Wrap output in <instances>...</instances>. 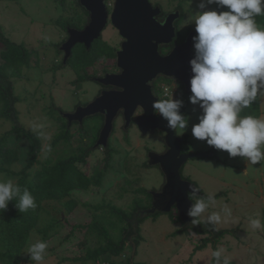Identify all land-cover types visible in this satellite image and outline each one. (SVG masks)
<instances>
[{"label": "rangeland", "instance_id": "rangeland-1", "mask_svg": "<svg viewBox=\"0 0 264 264\" xmlns=\"http://www.w3.org/2000/svg\"><path fill=\"white\" fill-rule=\"evenodd\" d=\"M75 13L62 11L60 4L55 0H0L1 32L10 41L23 44L29 50V65L22 67L20 77L12 78L13 93L19 98L15 103L18 123L30 129L32 121L47 117L50 123L48 131L52 139L60 125L57 108L71 112L74 106L84 105L92 100L97 89L95 83L90 80L75 83L76 72L68 66H60L61 54L57 52V47L67 34L55 21ZM102 38L115 47L123 41L112 24L102 31ZM2 48L0 43V50ZM99 64L108 67L113 64V60H101ZM100 65L88 67L87 73L97 74ZM171 85L173 98L182 100L179 87L175 82ZM190 95L191 92L184 97L189 124L184 131L177 129V134H187L188 151H212L216 148L207 145L206 141L195 139L192 135L191 127L198 123L201 109L199 105L190 103ZM259 105L261 113L264 112V99H259ZM52 106L56 110H52ZM97 120L93 117L85 120L84 124L95 123ZM13 123L12 119L0 118V134L10 129ZM70 131L72 137L69 143L60 142L54 148L51 147V152L44 151L42 147L39 159L55 160L75 151L85 138L76 125L71 126ZM163 140V136L158 132L140 137L134 128L129 130L125 138L124 132L117 129L110 136V141L118 152L114 154L111 168L105 173L101 185L86 191H72L68 197L76 200L77 205L71 213H67L63 201H45L39 221L30 232L22 250L21 264H35L25 253L28 244L38 239L48 243L42 264H106L112 259L110 256H102L95 262L75 259L87 249L95 247L97 240L93 234L83 238L82 231L74 226L90 221L94 214L102 211L95 210L89 207L90 205L112 203L130 210L132 199L138 195L134 194L132 189L142 187L146 190H160L164 183L163 173L157 165L147 164L146 151L148 148L155 152L162 150ZM43 143L41 140V145ZM8 145L18 148V160L10 166L14 171H18L27 160V141L24 137L12 134ZM216 156L187 160L181 168L182 175L199 186L203 195L207 192L215 193L216 204L210 206L208 212H219L224 205L232 210L231 216L216 227L218 230L235 231L226 233L217 242L216 249L223 247L224 255L229 257L231 264H264V231L253 230L247 219L249 216L258 215L264 222V162L247 164L244 158H230L226 151L218 149ZM102 158L101 148L99 145L94 146L87 163L82 165L83 170L91 173L94 167L101 165ZM0 176L17 181L16 176L5 172H1ZM127 180L131 183H127ZM170 211L177 213L175 207ZM185 225L187 224L182 220L172 221L164 212L146 216L139 224L140 239L137 245L134 246L132 237H129L123 254L114 259L123 262L130 258L132 264H210L213 251L210 243L200 250H193L204 235L193 230L172 235ZM43 229L47 231V238L41 231Z\"/></svg>", "mask_w": 264, "mask_h": 264}, {"label": "clouds", "instance_id": "clouds-1", "mask_svg": "<svg viewBox=\"0 0 264 264\" xmlns=\"http://www.w3.org/2000/svg\"><path fill=\"white\" fill-rule=\"evenodd\" d=\"M215 4V9H206ZM197 11L192 15L196 35L193 37L195 56L190 60L191 72L189 101L199 105L198 123L191 127L197 140L226 151L230 158L242 157L247 164L264 162V115L243 114L258 99H264V25L256 17L264 16V0H199ZM227 10H217L224 9ZM167 92V90H165ZM183 101L173 94L155 99L154 112L167 121L172 130H185L189 118L181 111ZM44 143V151L51 152L50 123L47 117L37 118L29 125ZM183 133V132H182ZM181 133V134H182ZM201 188L192 186L188 209L192 225H212V231L232 210L224 205L221 211L208 212L216 204L215 193L197 195ZM15 201L20 213L37 207L36 199L26 186L12 178L0 176V212ZM207 213V215H205ZM223 213V215L221 214ZM253 230L264 231L259 216H249ZM48 248L44 240H35L27 246L29 260L42 264ZM223 247L212 251L215 264H231L224 255Z\"/></svg>", "mask_w": 264, "mask_h": 264}, {"label": "trees", "instance_id": "trees-1", "mask_svg": "<svg viewBox=\"0 0 264 264\" xmlns=\"http://www.w3.org/2000/svg\"><path fill=\"white\" fill-rule=\"evenodd\" d=\"M69 8L72 12H76L75 5L71 6L70 4ZM217 10H227V8ZM76 16V13L75 15L70 14L69 16H64L62 20L56 19L55 22L62 27V29L66 27L79 28L80 22ZM256 20L260 25H264V16H258ZM0 43L3 46L2 50H0V118H9L14 121L10 129L0 134V173L5 172L16 176V182L22 187H28L37 203L35 209H29L27 212L20 213L15 207V201H10L8 208L0 212V264H21L22 250L30 232L39 221L40 213L43 210V203L49 200L63 201L62 203L65 210H67V213H71L76 207L77 201L68 197L70 193L74 190L86 191L91 188H98L101 185L105 173L111 168L114 154L118 151L112 146L110 141H107L105 146L99 145L103 153L101 165L99 164L94 167L89 174L83 170L82 165L87 163V158L96 143L99 127L101 125V119L95 114L85 117L81 125H76L78 130L84 134L85 140L77 146L75 151L58 157L55 160H51L50 158L40 160L39 154L42 149L41 139L30 129L18 123V112L15 108V103L19 98L13 93L12 78L20 77L22 67L29 65V50L26 49L23 44H18L7 39L1 32V29ZM114 57V49L102 39L98 38L93 41L89 49L75 44L65 62V66H68L76 72L77 78L74 82L79 83L88 79L89 74L86 70L87 67L103 59L109 60ZM61 65L60 63V66ZM171 81V78L164 77L162 82L169 84ZM179 89L183 96V104L180 111L186 116L187 112L185 110L184 97L190 92L185 91L182 85H179ZM53 109L56 110L54 106H52V110ZM57 109L61 110L60 108ZM243 114L259 116V99L249 108L244 109ZM93 117L98 119L95 123L89 122L87 125L84 124L85 120H89ZM57 119L60 121V125L59 130L54 134L50 142L52 148L60 142L69 143L72 137L70 128L67 126V123L63 121V118L59 115ZM12 134L24 137L27 141V160L25 165L18 171H14L10 167L19 157L18 148L8 145V139ZM181 136L183 138L181 146L187 150L188 136L186 133L181 134ZM209 152H212V154L208 157H217L216 149L206 151V153ZM34 166L37 167L31 171ZM182 177L189 180L183 175ZM135 181L137 182V180ZM129 182L131 183V181L127 180V183ZM200 191L202 193L200 196H202V189H200ZM132 192L138 195L132 199L130 210L122 209L112 203L89 206L95 210L99 209L102 211L99 214H94L93 218L88 222L75 224L74 228H78V230L82 231L83 238L93 234L97 240V245L87 249L84 254H80L75 259L84 262H95L102 256H110L112 259L106 264H132L130 258H127L123 262L114 258L120 257L123 254L125 244L129 237H132L133 245H137L140 239L139 224L146 216L134 217V214L137 210L149 207L151 200L150 191L145 188L136 187L132 189ZM157 213L159 212L157 211L150 216ZM167 215L172 221L181 220L174 211L167 212ZM191 230L204 235L201 241L194 246V251L200 250L208 243H210L213 250H215L217 242L226 233L235 231V229L212 231V225L204 223L192 225L191 223L174 231L172 235L177 233H188ZM41 231L44 237L47 238L46 229ZM214 263V259L212 258L210 264Z\"/></svg>", "mask_w": 264, "mask_h": 264}, {"label": "water", "instance_id": "water-1", "mask_svg": "<svg viewBox=\"0 0 264 264\" xmlns=\"http://www.w3.org/2000/svg\"><path fill=\"white\" fill-rule=\"evenodd\" d=\"M83 5L89 12L90 20L82 30L67 28L68 38L61 46L64 50V63L76 43L84 42L89 46L100 36L106 24L107 14L102 0H85ZM157 12L158 8H153L148 0H115L111 24L123 38L121 48L116 53V64L120 71L106 74L99 82L119 89L104 90L85 105H77L74 111H62V116L70 118L77 115L79 121H82L84 117L103 114V125L95 145L105 146L116 112L122 109L125 120L129 121L133 109L140 104L144 110L135 119L137 127L142 134L146 133V127L163 131L167 149L161 153H148V164L160 168L164 183L160 190H149L151 205L137 210L134 217L149 216L157 211L167 213L175 207L181 220L191 224L192 217L187 213L192 204L189 195L195 184L182 177L181 167L191 158L208 157L212 152H181L182 136L168 128L167 121L160 115L153 114L152 103L155 97L150 93L148 81L159 74L179 80L184 90L191 92L190 78L193 73L190 60L195 56L191 54L189 38L165 54L158 52V44L169 43L175 31L171 19L167 18L164 23H160L154 18ZM201 194L199 190L197 195Z\"/></svg>", "mask_w": 264, "mask_h": 264}, {"label": "flooded vegetation", "instance_id": "flooded-vegetation-1", "mask_svg": "<svg viewBox=\"0 0 264 264\" xmlns=\"http://www.w3.org/2000/svg\"><path fill=\"white\" fill-rule=\"evenodd\" d=\"M55 1H57L60 4L62 11L69 12V13L72 12L71 10H69L70 4H71V6L75 5V7H76L75 10H76V15H77L76 17L78 18V21L80 22L79 28H76V29L82 30L84 28V26L89 22V20H90L89 12L87 11V9L83 5L85 0H55ZM148 1L153 8H158L157 14L154 15V18L158 22L164 23L167 20V18H169L172 20L173 25H174V31H175L174 36L172 37V39L169 43L158 44V48H157L158 52L160 54H165V53L169 52L174 46L182 44L184 41H186L189 38L191 41V49H190L191 54L195 55L193 37L196 35V32H195V24L192 21V15H194L197 11H201V9L198 8L199 0H148ZM114 2H115V0H102V3L104 4L105 11L107 14L106 24H105L103 30L105 28H107L109 25H111V13L113 10ZM213 8L214 9L216 8L215 4L207 5L206 9H204V10H209V9H213ZM67 28H69V27H66L64 29V31L67 34V37L62 42H60V44L57 47V52H60V54H61L60 63L64 66L66 65V63L63 62L64 50L61 49V46L64 43V41L68 38ZM102 31H101V34L98 38L103 40ZM94 40H96V39H94ZM93 41L91 42V44L89 46H86V44L84 42H79L76 44L81 45L85 49H89L90 46L93 44ZM104 42L107 43L106 41H104ZM107 44L110 45L109 43H107ZM110 46L114 49V53H115V57L112 59H109V60H113V64L109 65L108 67L102 66L99 64L100 63V61H99V62L93 64L92 66H90V67H95L97 65H100V67H98L100 69L99 72L97 74H94V75L89 74L88 79H87V80L94 82L95 85L97 86L96 92L93 94L92 99L98 97L101 94V92H103L104 90L119 89L116 86L103 85L101 82H99V79L104 77L106 74H115V73H118L120 71L119 67L116 64V53L121 48V43L117 47H115L113 45H110ZM86 70H88V67L86 68ZM163 78H164V76L157 74L150 81H148L150 93L153 97H155V99L162 98L160 96V89H158V88H159L160 83H162ZM171 79H172L171 83L175 82L178 87H179V85H182L179 80H176L174 78H171ZM182 88L184 89L183 85H182ZM87 102H89V101H87ZM76 107H77V105L74 106V110ZM143 110L144 109L142 108V106L140 104H137L131 113L129 121H126L124 118L123 110L119 109L116 112L115 118L113 120L112 131L109 135L108 141H110V136H112V134H114V132L117 129H120L121 131H123L125 138H127V133L132 128L137 130L138 135H140V137L141 136L142 137L147 136V134H149V133L158 132L159 134H161L163 136V139H164V135H165L164 132L159 131L157 129H150L149 127H146L147 128L146 133L145 134L141 133V131L139 130V128L137 127V125L135 123V119L137 116H139L143 113ZM56 111L63 118V121H65L67 123V126L69 128H71V126H74V125H81L83 119L85 118L84 117L82 119V121H79L77 115L69 118L68 116L67 117L62 116V110L57 109ZM153 114L155 116L159 115V114L154 112V109H153ZM96 115H98V117L101 119L100 120L101 125L99 127V131H100V129L103 125L104 115L101 113H96ZM175 133L177 134V131H175ZM98 136H99V132H98ZM179 136H181V135H179ZM97 139H98V137H97ZM110 143H111V141H110ZM163 143H164V140H163ZM94 146H96V145H94ZM165 149H167V148L164 144L162 150H156V151L161 153V152L165 151ZM150 151H151V149L148 148L146 151L147 157H149L148 153ZM181 152H188V150H185L181 146ZM146 160H147V158H146ZM146 162L148 164V161H146ZM151 202H152V196H151V200H150V205H151Z\"/></svg>", "mask_w": 264, "mask_h": 264}, {"label": "built area", "instance_id": "built-area-1", "mask_svg": "<svg viewBox=\"0 0 264 264\" xmlns=\"http://www.w3.org/2000/svg\"><path fill=\"white\" fill-rule=\"evenodd\" d=\"M159 89H160V96L162 98H166L167 96L171 95L173 92V86L171 85V83L166 84L162 82L159 85ZM165 90H167V92Z\"/></svg>", "mask_w": 264, "mask_h": 264}, {"label": "crops", "instance_id": "crops-1", "mask_svg": "<svg viewBox=\"0 0 264 264\" xmlns=\"http://www.w3.org/2000/svg\"><path fill=\"white\" fill-rule=\"evenodd\" d=\"M263 114H264V112L261 113V111H260V115H263ZM260 115H259V116H260ZM200 151H201V150H200Z\"/></svg>", "mask_w": 264, "mask_h": 264}]
</instances>
